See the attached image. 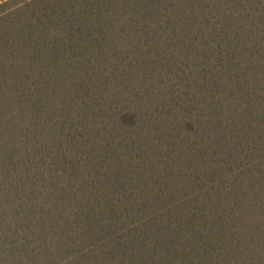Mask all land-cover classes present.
I'll use <instances>...</instances> for the list:
<instances>
[{
  "label": "trees",
  "instance_id": "16d2710c",
  "mask_svg": "<svg viewBox=\"0 0 264 264\" xmlns=\"http://www.w3.org/2000/svg\"><path fill=\"white\" fill-rule=\"evenodd\" d=\"M0 264H264V0H0Z\"/></svg>",
  "mask_w": 264,
  "mask_h": 264
}]
</instances>
